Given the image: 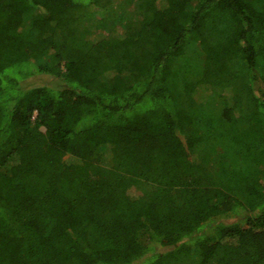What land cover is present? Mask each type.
Listing matches in <instances>:
<instances>
[{
    "label": "trees",
    "instance_id": "16d2710c",
    "mask_svg": "<svg viewBox=\"0 0 264 264\" xmlns=\"http://www.w3.org/2000/svg\"><path fill=\"white\" fill-rule=\"evenodd\" d=\"M0 264H264V0H0Z\"/></svg>",
    "mask_w": 264,
    "mask_h": 264
},
{
    "label": "rangeland",
    "instance_id": "374dc122",
    "mask_svg": "<svg viewBox=\"0 0 264 264\" xmlns=\"http://www.w3.org/2000/svg\"><path fill=\"white\" fill-rule=\"evenodd\" d=\"M197 50H199V49H197ZM202 60V57L200 56V53H198V54H196L195 55V57L193 56V58H192V60H190L191 61V63L193 64V65H195L196 67L198 66L197 65V62H199V61H201ZM237 218L235 217L234 219H231V220H229L228 222H232V221H234V220H236Z\"/></svg>",
    "mask_w": 264,
    "mask_h": 264
}]
</instances>
